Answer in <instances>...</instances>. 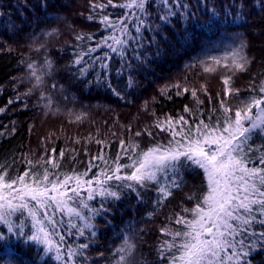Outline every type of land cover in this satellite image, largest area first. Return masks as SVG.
Returning a JSON list of instances; mask_svg holds the SVG:
<instances>
[{
	"label": "snow or ice",
	"instance_id": "1",
	"mask_svg": "<svg viewBox=\"0 0 264 264\" xmlns=\"http://www.w3.org/2000/svg\"><path fill=\"white\" fill-rule=\"evenodd\" d=\"M260 3L264 4V0ZM23 6L28 7L26 0ZM41 7L47 8L45 0H41ZM198 7L191 4V0H89L90 12L86 19L98 23L107 34L96 38L94 34L75 33L73 29L76 41L70 62L73 78L86 87H104L123 101L126 96L113 87V76L120 78L127 73L125 87L132 88L135 84L131 75L135 70L133 62L145 65L149 59L146 49L156 41L157 35L167 39L163 35L164 28L172 26L173 18L191 20L193 23L189 26L193 30L197 27L212 29L233 23L235 10V19L247 22L242 5L237 7L235 2L231 10H223V18L205 5L206 23L193 11ZM110 8L125 11L113 18L108 11ZM145 32L151 35V40L145 37ZM54 33L55 30L44 35ZM194 35L195 31L189 33L185 28L181 39L191 40ZM92 41L94 44L89 43ZM40 48H44V44ZM246 49V42L239 39L225 56L197 57L189 65L202 68L205 73L215 72L218 67L225 70L221 77L223 95L216 93L219 108L211 109L208 116H204L201 108H190L187 104L184 106L187 119L184 115L167 113L159 116L155 109L149 111V105L156 99L153 97L141 105L142 111L151 117L149 125L134 133L131 124L121 126L127 139L117 132L111 133L117 142L113 155H104L111 147L110 141L95 139L91 134L86 137L102 147L83 172L58 173L55 171L58 166L49 159L45 164H51V173L48 168L42 172L29 168L22 174L10 175V165L0 163V252L4 253L0 259L3 264H48L45 257L49 254L57 264H89V249L96 243L100 231L95 221L99 217L109 223L107 217L112 214L109 204L129 194H134L142 203V193L151 189L156 197L154 207H160L184 184V171L188 169L193 173L202 171L206 191L189 195L187 199L195 201L194 206L174 213V223L181 226L179 229L174 230L168 224L159 229L164 237L157 250L159 264H251V256L264 251V144L257 146L253 142L255 137L264 139V79L259 82L253 79L244 97L240 96L239 88L230 84L237 72L249 70L252 60ZM114 57L118 67H113ZM23 63L29 71V80L34 83L24 92L14 84L15 96H10L0 106V115L11 105L27 108L26 98L46 85V76H53L54 62L48 55L41 62L43 67L30 59ZM56 87V83H52L41 88L39 99L45 101L43 108L52 107L50 97L44 92ZM60 87L63 89L62 85ZM2 90L3 85H0V92ZM159 91L168 100H172L173 95L187 94L198 106L204 105L198 93L205 95L209 103L213 98L205 84L189 86L177 82ZM229 97L238 99L239 103H231ZM217 112L219 115L213 118ZM67 115L74 118V122H80L86 113L69 111ZM151 129L166 134V142L157 141L140 148L137 138L153 137ZM74 142L79 143V140ZM60 155L62 157L63 152ZM94 167L97 172L89 176ZM152 214L149 212L148 216ZM17 246L34 250L35 255L26 262L17 255ZM134 248L125 237L116 250V264H133L129 257ZM98 255L102 257L103 253ZM92 264H100L99 259Z\"/></svg>",
	"mask_w": 264,
	"mask_h": 264
},
{
	"label": "trees",
	"instance_id": "2",
	"mask_svg": "<svg viewBox=\"0 0 264 264\" xmlns=\"http://www.w3.org/2000/svg\"><path fill=\"white\" fill-rule=\"evenodd\" d=\"M24 2L25 0H0V85H3L0 106L10 96H15L14 84L16 89L24 92L34 83L29 80V71L23 63L29 59L43 67L41 62L48 55L54 62V73L52 77H45V86L56 83L57 87L51 92H44L50 97V109L43 108L45 101L39 99L41 88L45 87L41 86L31 97L26 98L27 108L23 105H11L6 113L0 115V163L10 165V175L22 174L29 168L39 172L48 168L51 173V164H45L49 159L58 166L55 169L58 173L83 172L91 157L98 154L102 147L89 142L86 137L91 134L95 139L110 141L111 147L104 155H113L117 150V142L111 133L117 132L127 139L121 126L131 124L134 133L149 125L151 117L142 111L141 105L144 100H152L153 97L156 99L149 105V111L155 109L159 116L167 113L172 116L184 115L187 119L188 114L184 112L186 104L190 108H201L204 116H208L211 109L219 108L216 93H221V97L223 95L221 77L225 70L218 67L215 72L205 73L202 68L189 65L197 57L225 56L229 47H235L239 39L246 42V52L252 63L248 72H237L230 84L239 88L240 96L244 97L253 79L257 82L264 79L261 75L264 74V4L260 0H204L203 3L201 0H191V4L199 5L193 11H197L198 19L202 22L208 21L204 12L205 5L223 18V10H231L234 2L237 7L242 5V14L247 22L236 20L235 10L233 23H223L212 29L197 27L193 30L189 26L193 23L191 20L173 18L172 26L164 28L163 35L167 39L157 35L156 41L146 49L149 59L145 65L133 62L135 70L131 75L135 84L132 88L125 87L127 73L120 78L113 76V87L122 90L126 96L123 101L104 87H86L82 81L73 78L70 62L76 43L75 33H91L96 38L107 34L98 23L86 19L90 12L89 0H45L46 9L41 7V0H26L27 8L23 6ZM108 11L115 18L125 10L110 8ZM185 28L189 33L195 31L191 40L181 39L185 35ZM53 30L54 35H44ZM144 35L151 40L148 32ZM89 43L94 44V41ZM41 44H44V48H40ZM38 48L39 51L36 50ZM118 66L117 58L114 57L113 67ZM91 78L89 75L88 79ZM177 82L187 83L189 86L205 84L213 97L211 103L205 95L199 93L200 99L204 100L202 106L196 105L187 94L182 97L173 95L172 100L160 95L161 88ZM168 94L172 95V92ZM65 96L68 97L67 100L64 99ZM228 99L233 104L239 103L234 97ZM69 111L84 112L86 116L82 121L74 122V118L67 115ZM215 115L219 113H215L213 118ZM151 130L153 137L137 138L140 148L151 146L157 141L166 142V134L158 133L156 129ZM76 140L79 143H75ZM253 142L260 146L264 144V139L255 137ZM95 163L102 164V161ZM95 172L97 169L94 167L89 176ZM202 191H206L202 171L193 173L188 169L184 171V184L160 207H154L156 197L151 189L142 193V203L137 201L134 194H129L109 204L112 213L107 217L109 223L99 217L95 221L100 231L96 243L89 249V264L96 259H99L100 264H116V250L124 243L125 237L135 245L129 257L133 264H159L157 250L164 239L159 229L165 224L174 230L179 229L181 226L174 223V213L181 212L183 207L192 208L195 201H189L187 197L193 193L200 195ZM149 212L153 213L152 216H148ZM100 252L103 253L102 257L98 255ZM17 255L27 262L35 252L17 246ZM3 256L4 253L0 252V257ZM45 261L57 264L52 260L51 254L45 257ZM0 264H3L2 259ZM251 264H264V251L252 255Z\"/></svg>",
	"mask_w": 264,
	"mask_h": 264
}]
</instances>
